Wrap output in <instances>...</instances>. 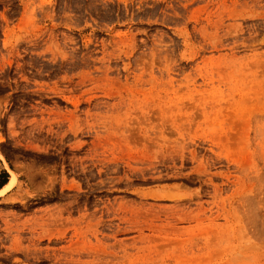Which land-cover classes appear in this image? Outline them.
Returning a JSON list of instances; mask_svg holds the SVG:
<instances>
[{
	"label": "rangeland",
	"instance_id": "374dc122",
	"mask_svg": "<svg viewBox=\"0 0 264 264\" xmlns=\"http://www.w3.org/2000/svg\"><path fill=\"white\" fill-rule=\"evenodd\" d=\"M13 175L0 264H264V0H0Z\"/></svg>",
	"mask_w": 264,
	"mask_h": 264
},
{
	"label": "bare ground",
	"instance_id": "6f19581e",
	"mask_svg": "<svg viewBox=\"0 0 264 264\" xmlns=\"http://www.w3.org/2000/svg\"><path fill=\"white\" fill-rule=\"evenodd\" d=\"M86 77H87V76H86ZM89 78L91 79L90 75H88V79H87V80H89ZM92 79H93V78H92ZM79 80H81V79H79ZM73 81H74V80H73ZM83 81H84V80H83ZM83 81H82V82H83ZM90 81H91V80H90ZM90 81H88V82H90ZM76 82H77V81H76ZM80 82H81V81H80ZM80 82H79V83H80ZM86 82H87V81H85V83H86ZM91 82H94V81H91ZM77 83H78V82H77ZM79 83H78V84H79ZM85 83H84V84H85ZM75 85H76V83H75ZM101 104H102V102H101ZM98 105H99V103H98L96 106H98ZM88 111H89V110H88ZM59 114H60V113H59ZM55 117H56V116H55ZM57 117H58V116H57ZM61 117H62V115H61ZM72 118H73V117H72ZM74 118H75V117H74ZM75 120H76V119H75ZM74 122H75V121H74ZM72 125H73V124H72ZM71 127H73V126H71ZM93 144H94V149H96L97 146H99V144L96 143V142L93 143ZM97 144H98V145H97ZM100 148H102V147H100ZM97 150H98V149H97ZM138 158H139V157H138ZM140 158H141V157H140ZM144 158H145V157H144ZM155 158H156V160H158V162H159V159H158V158H159V155H157ZM136 159H137V157H136ZM146 159L149 160L148 158H146ZM137 161H138V160H137ZM140 161H141V159H139V161H138V163H140V164H141V163H142V164H145V165H148V164H149V162H147V163H148V164H147V163H143V162H145V161H142V162H140ZM149 161H150V160H149ZM138 163H137V164H138ZM150 163H151V162H150ZM134 164H135V163H133V165H134ZM142 164H141V165H142ZM151 164H152V163H151ZM151 164H149V165H151ZM131 165H132V163H131ZM143 166H144V165H143ZM149 167H150V166H149ZM142 168H143V167H142ZM132 169H133V168H132ZM134 169H135V168H134ZM134 169H133V170H134ZM136 170H137V169H136ZM15 182H16V177L13 175V176L11 177L9 183L6 184L3 188L0 189V195H2V194L5 193L8 189H10V188L14 185ZM73 259H74V258H73ZM73 259H72V260H73Z\"/></svg>",
	"mask_w": 264,
	"mask_h": 264
}]
</instances>
